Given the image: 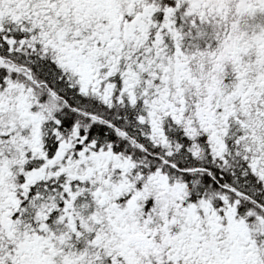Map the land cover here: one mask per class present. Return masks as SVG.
<instances>
[{
  "label": "snow or ice",
  "instance_id": "6c2138e0",
  "mask_svg": "<svg viewBox=\"0 0 264 264\" xmlns=\"http://www.w3.org/2000/svg\"><path fill=\"white\" fill-rule=\"evenodd\" d=\"M0 264H264V0H0Z\"/></svg>",
  "mask_w": 264,
  "mask_h": 264
}]
</instances>
